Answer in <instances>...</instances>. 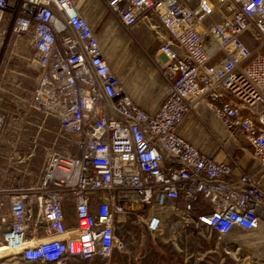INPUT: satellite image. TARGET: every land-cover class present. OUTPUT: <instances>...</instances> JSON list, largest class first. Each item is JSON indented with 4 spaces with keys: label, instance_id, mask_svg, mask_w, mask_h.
Listing matches in <instances>:
<instances>
[{
    "label": "built area",
    "instance_id": "2783aa9c",
    "mask_svg": "<svg viewBox=\"0 0 264 264\" xmlns=\"http://www.w3.org/2000/svg\"><path fill=\"white\" fill-rule=\"evenodd\" d=\"M104 1L124 28L145 22L159 45L152 62L166 88L154 109L126 92L75 0H0V53L7 19L13 33H32L38 74L29 103L55 117L65 139L44 147L34 182L0 183V244L24 263L101 256L110 264L112 255L138 259L160 236L168 245L178 224L181 235L203 243L260 231L264 0ZM199 100L230 137L253 148L249 171L235 174L234 161L218 160L182 133ZM8 128L0 102L4 172L23 162L1 148Z\"/></svg>",
    "mask_w": 264,
    "mask_h": 264
},
{
    "label": "rangeland",
    "instance_id": "374dc122",
    "mask_svg": "<svg viewBox=\"0 0 264 264\" xmlns=\"http://www.w3.org/2000/svg\"><path fill=\"white\" fill-rule=\"evenodd\" d=\"M75 1L98 33L104 54L112 69L121 78L126 92L148 109L157 107L164 98L166 83L152 62L151 55L154 50L150 43L148 25L142 22L129 30L111 16L104 0ZM108 21H113L114 26ZM2 27L7 30V36L0 53L2 83L0 102L8 116L10 128L6 131L1 148L4 151L19 152L23 162L15 166L16 169L11 168L6 172L0 170V183L25 185L36 180L45 161L44 147L54 143L62 145L65 139L55 117L46 113L45 118L41 113L31 112L29 100L38 74L30 44L32 33L23 35L13 33L9 19L2 23ZM243 39L250 46L254 43L248 34L244 35ZM157 47H159L158 44ZM157 51L158 48L155 53ZM150 73H153L152 83H150ZM189 116L184 127H187L186 132L190 140L199 146L206 148L208 144H212L218 148V152L228 154L241 145V142L230 137L220 122L226 137L222 138L212 130L209 123L215 118L205 101H201ZM14 123L16 128L13 127ZM0 212L4 210L1 209ZM4 228V225H0V234ZM263 229L264 221L259 232L238 230L226 239L205 243L195 241L198 236L195 237L192 234H171L170 240H167L170 251L166 250V252L170 255V264H246L248 261L251 264H264V243L252 244L255 239H264L258 236V234H264ZM241 237H248L252 242L251 245H244L239 240ZM160 240H166V237L160 236ZM145 241L150 243V235H147ZM146 250L148 251L142 252L138 259L134 256H125L124 260L132 262L144 260L145 264H154L153 260L162 259V254L157 257L156 252L148 248ZM12 256L9 264H49L24 263ZM116 257L112 255L110 264H118L121 261L120 257ZM105 261L101 256H96L87 264H102Z\"/></svg>",
    "mask_w": 264,
    "mask_h": 264
},
{
    "label": "crops",
    "instance_id": "0c3cea01",
    "mask_svg": "<svg viewBox=\"0 0 264 264\" xmlns=\"http://www.w3.org/2000/svg\"><path fill=\"white\" fill-rule=\"evenodd\" d=\"M108 23H111L114 26V22L113 21H108ZM107 26H108L109 29H111L109 27V25H107ZM150 43L152 44V49L154 50L152 55H154L155 54V50L158 48L157 47L158 43L155 40H153V38L151 36H150ZM152 75H153V73H150V83H152L151 80H153V76ZM209 109L212 111L211 108H209ZM212 113H213V111H212ZM214 118H215L214 120L209 118V120L211 119L209 124H211L212 130L216 134H218L220 137H222V138L226 137V133H224V129L219 124V120L217 119L215 114H214ZM186 131H187V127H183L182 133L186 137H188L190 139V136H189V134ZM247 146L248 145L243 141V142H241V145L239 147H237L234 151L229 152L228 154L222 153V152H218V150H217L218 148L215 145H212V144H208L206 146V148H203V147L202 148L204 150H206L208 153H210L213 156H215L218 160H223V161L232 160V161H234L235 162V174L240 175L243 172L249 171L251 169L253 163H254V151H253V148L249 147V146L247 147ZM259 176H260L259 179L261 181V187L264 189V173L259 175ZM256 232H259V231H256ZM258 236L259 237H264V234H258ZM239 240L244 245H247V246H250L251 243H252L251 240L248 239V237H241ZM164 241L165 240H163V241L158 240L156 246L154 247V249L151 250V251H154V252L157 253L156 254L157 257H159L160 254H162V259L161 260H159V259L153 260L154 264H170V255H169V253L166 252V250L170 251V249H169L170 244L167 241L168 245H165ZM261 242L264 243V239L259 238V239H255L252 244H259ZM201 243H203V241H201ZM160 244H162V246ZM124 257L125 256H123V255L120 257L121 261L120 262L117 261L118 264H145L144 260H140L138 262H136V261L132 262L130 260L129 261H125ZM11 259H12L11 258V254L6 252L5 250L1 249V247H0V264H9L10 263L9 260H11Z\"/></svg>",
    "mask_w": 264,
    "mask_h": 264
},
{
    "label": "bare ground",
    "instance_id": "6f19581e",
    "mask_svg": "<svg viewBox=\"0 0 264 264\" xmlns=\"http://www.w3.org/2000/svg\"><path fill=\"white\" fill-rule=\"evenodd\" d=\"M247 33H245L244 35H246ZM243 35V36H244ZM251 39H253V37H251V36H249ZM254 40V39H253ZM108 59V58H107ZM202 100H199V103L201 102ZM197 106V105H196ZM31 112H38V113H41V114H43L44 116H45V118H46V113L47 112H44V111H42V110H40V109H38V108H36V107H32V111ZM39 210V208H35V209H33V212L35 213V211H37V212H39L38 211ZM34 215V214H33ZM32 215V216H33ZM31 216V214L29 215V217ZM31 219H32V217H31ZM31 219L29 220V225H31ZM31 227V226H30ZM183 225L182 224H178L177 226H176V230L178 231V234L179 235H181L183 232H182V229H183ZM0 247H1V249H3V250H5L6 252H8V253H10L11 254V256H12V254L13 253H15V252H13V251H10V250H8L6 247H4L2 244H0ZM246 264H251L249 261L248 262H246Z\"/></svg>",
    "mask_w": 264,
    "mask_h": 264
}]
</instances>
